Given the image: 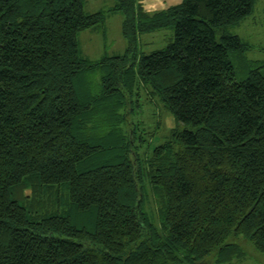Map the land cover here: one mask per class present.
I'll list each match as a JSON object with an SVG mask.
<instances>
[{"label":"trees","instance_id":"16d2710c","mask_svg":"<svg viewBox=\"0 0 264 264\" xmlns=\"http://www.w3.org/2000/svg\"><path fill=\"white\" fill-rule=\"evenodd\" d=\"M86 2L0 0V264H231L247 254L230 236L264 253V60L217 40L256 0ZM113 12L125 51L86 58L80 32ZM165 28L166 47L139 48Z\"/></svg>","mask_w":264,"mask_h":264},{"label":"rangeland","instance_id":"374dc122","mask_svg":"<svg viewBox=\"0 0 264 264\" xmlns=\"http://www.w3.org/2000/svg\"><path fill=\"white\" fill-rule=\"evenodd\" d=\"M115 0H88L86 2L85 10L87 12H97L100 10L109 9L113 6ZM123 15L121 12L109 13L105 22L106 29L100 30H84L80 32L78 39L81 52L83 56L93 61L99 60L104 56H112L115 54H122L127 46L126 40L122 35ZM224 31L230 34L238 35L243 43L247 45L245 52L242 54L244 63L250 61L264 60V0H256L252 13L243 21L235 26L223 27L218 31L217 40H221V35ZM174 31L171 28L161 29L151 33L141 35L139 48L144 53H150L156 49H162L172 41ZM232 54V53H231ZM235 69H246L242 67L238 58L231 55ZM249 69V68H248ZM264 71V67L261 68ZM244 71L238 74V79L242 78ZM92 78V77H91ZM96 80L99 79V74L93 76ZM151 107V106H150ZM148 105L142 108L135 109L133 118L136 121L145 122V131L154 132L156 130L157 116L153 118V108ZM161 118V117H160ZM163 120V118H162ZM165 127L171 124V119L168 113L164 118ZM142 124H140L141 126ZM162 130V129H161ZM166 131H160L156 135H152V141L147 140L151 147L162 142L163 137L167 135ZM152 142V143H151ZM144 148L142 149V152ZM152 204V201L151 203ZM151 207V206H150ZM94 215H88L86 218L73 217V222L77 226H86L88 229H93ZM228 242H235L242 245L246 251V257L240 261L234 260L231 264H264V253L258 251L254 245L244 236H230ZM205 264H216L214 255L206 261Z\"/></svg>","mask_w":264,"mask_h":264},{"label":"crops","instance_id":"0c3cea01","mask_svg":"<svg viewBox=\"0 0 264 264\" xmlns=\"http://www.w3.org/2000/svg\"><path fill=\"white\" fill-rule=\"evenodd\" d=\"M181 1L182 0H140L144 9L150 12L166 9L169 6L180 3Z\"/></svg>","mask_w":264,"mask_h":264}]
</instances>
